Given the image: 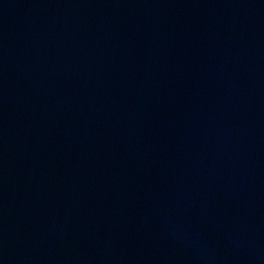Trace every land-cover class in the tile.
<instances>
[{"label":"water","instance_id":"obj_1","mask_svg":"<svg viewBox=\"0 0 264 264\" xmlns=\"http://www.w3.org/2000/svg\"><path fill=\"white\" fill-rule=\"evenodd\" d=\"M0 264H264V0H0Z\"/></svg>","mask_w":264,"mask_h":264}]
</instances>
